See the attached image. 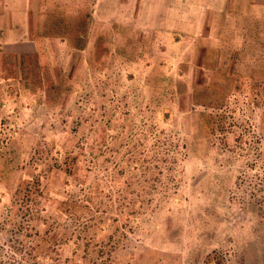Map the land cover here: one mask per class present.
Wrapping results in <instances>:
<instances>
[{
	"label": "rangeland",
	"instance_id": "1",
	"mask_svg": "<svg viewBox=\"0 0 264 264\" xmlns=\"http://www.w3.org/2000/svg\"><path fill=\"white\" fill-rule=\"evenodd\" d=\"M236 58L251 86L230 97L228 145L194 146L196 93L224 87L215 71ZM61 78L69 93L52 107ZM261 83L264 0H0V132L21 162L10 187L40 176L56 199L42 198L47 212L82 191L94 202L59 216L39 261L86 264L88 253L103 264L110 251L107 264H264V212L250 204L264 202V171L235 143L260 138L264 162V102L248 105ZM71 150L82 151L72 176L48 169ZM10 201L0 185V215ZM27 226L0 232V264H31L20 244L34 246L43 228ZM104 235L124 236L112 247Z\"/></svg>",
	"mask_w": 264,
	"mask_h": 264
},
{
	"label": "trees",
	"instance_id": "2",
	"mask_svg": "<svg viewBox=\"0 0 264 264\" xmlns=\"http://www.w3.org/2000/svg\"><path fill=\"white\" fill-rule=\"evenodd\" d=\"M28 56L29 55L26 54L18 56L19 66L22 73V78L19 81L20 92L30 91L27 75L28 70L26 67ZM257 60L258 59L255 60L256 63ZM231 61L232 67L230 68V66H226L225 64L224 66L226 67L223 74L218 70L215 71V75L222 78V81L225 83V85L223 84L224 87H222L221 83L214 81L207 84L196 93V103L202 108L199 112L198 131L193 137L194 146L202 144L209 148L220 145L224 148L228 145L225 140V133L227 127H230L232 123L227 120L229 118L227 114L230 112V97L233 95L232 92L234 89L235 91L239 89L242 90L246 84H249V76L247 77L243 75L239 68L242 61L237 58ZM258 89L264 92V84L261 83V87ZM258 89L254 94L251 93L252 95H248V105L254 102H264V94L260 93ZM68 93L69 86H66V80L61 78L57 84H53L50 87L46 100L48 104L53 107ZM235 143L241 153L244 152L247 155L252 153L254 158L256 157V160L252 161L253 166L256 167L258 163H260L259 169L264 171V162L257 161L261 158V146L263 144L260 138H246L243 133H240L235 138ZM184 147H186L185 144ZM81 157V150L78 152L74 150L64 151L62 155L57 154L52 158V164H50L48 169L51 170L52 168H55L56 170L63 171L66 176H72L73 167L79 163L78 161H82V159L78 160ZM20 167V154L13 144L12 134L9 133V136H6L3 132H0V185H4L6 191L11 193L10 204L5 206L0 215L2 216V220L0 221V232L5 231L6 229H12L15 234H20L25 227H28V222L34 220L39 227L43 228V232L36 230V244L34 246L25 248L20 244L21 251H24L22 257L24 261H31V264H45L39 261V259L44 258L39 257L42 254L44 256L45 252L49 253L47 246L49 248V243L54 238L51 234H53L55 227H59V216H80L77 211L80 210L82 213L85 211H91L94 202L89 194L82 191L83 196L79 200L76 199L75 195H70L65 200H57V206L54 211L47 212L41 203L42 198L49 202H53L56 199L50 194L48 195L43 192L40 186V176L33 175L30 179H21L15 188L10 187L13 177ZM257 193H262L260 188L257 190ZM262 199L263 198L258 199L256 195L254 196L253 202H250L251 205H258L259 208H257V210L260 212H264V204H261L264 202H260ZM64 213H66V215H64ZM46 216H50V218H47ZM22 217L24 218V224L20 221ZM60 236L61 239L57 241L56 244L59 242L61 244L65 241L62 240L64 236L63 232H61ZM123 236L124 235H104L108 243L113 245L112 247H116L118 242L122 240ZM104 253L105 251L103 249L96 252V254L101 257ZM86 254L87 255L83 257L86 264H98L95 258L93 259L88 256V253ZM106 254L108 255L107 258L101 260L103 264H107V261L111 260V252L108 251Z\"/></svg>",
	"mask_w": 264,
	"mask_h": 264
}]
</instances>
